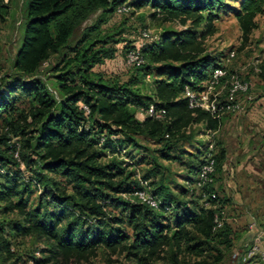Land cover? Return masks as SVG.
I'll list each match as a JSON object with an SVG mask.
<instances>
[{"label":"trees","instance_id":"16d2710c","mask_svg":"<svg viewBox=\"0 0 264 264\" xmlns=\"http://www.w3.org/2000/svg\"><path fill=\"white\" fill-rule=\"evenodd\" d=\"M227 1L25 0L21 43L12 63L19 85H4L8 77L0 64V167L5 169L0 174V201L5 204L4 213L15 211L21 217L12 228L14 236H31L44 243L43 255L35 264H88L99 250L121 257L125 264H154L165 254L170 264H181L180 257L185 255L194 256L185 264L219 260L215 256L210 261L206 252L220 253L218 244L227 246L231 240V228L223 220L224 199L212 188L226 160L225 149L214 153L213 179L202 186L197 185V176L206 153L195 163L189 153L187 160L192 163L177 195L163 181L160 165H150L138 177L111 150L142 136L160 146L161 159L170 160V152L188 138L192 126L211 132L220 128L230 112L216 116L190 107L184 93L186 89L202 91L213 70L224 67L222 56L211 53L204 42L216 32L214 21ZM123 4L128 12L149 7L151 19L177 23L179 29L163 31L154 41L144 42L139 48L144 62L130 65L136 79L119 82L93 68L117 52V33L102 32L100 25ZM6 6L0 0V11ZM99 9L95 23L84 28L73 43L75 29ZM232 12L245 43L257 27L255 17L264 16V0H238ZM54 58L57 62L51 70L58 99L39 81L28 79ZM259 74L264 78L263 63ZM141 76L152 78V89L145 95L136 85ZM17 89L28 97L27 107H19L12 99ZM150 105L163 109V117L145 114L138 119L136 108L143 113ZM118 135L123 139L114 142L112 138ZM20 165L30 172L27 177L18 170ZM32 189L41 201L26 210ZM140 189L150 193L157 207L135 195ZM195 191L199 208L185 210L182 217L169 221L166 215L188 205L178 204L175 197H194ZM109 205L120 208V213L112 212ZM19 261L9 235L0 227V264Z\"/></svg>","mask_w":264,"mask_h":264},{"label":"rangeland","instance_id":"374dc122","mask_svg":"<svg viewBox=\"0 0 264 264\" xmlns=\"http://www.w3.org/2000/svg\"><path fill=\"white\" fill-rule=\"evenodd\" d=\"M125 1V0H116ZM7 5L0 11V64L7 74L4 85L18 84L20 77L13 71L12 63L21 43L23 27L25 23V0H2ZM225 8L218 12V18L214 21L216 32L207 37L205 45L215 55L222 56V64L230 74L248 83V90L237 95L239 109L230 112L222 122L220 133L205 131L200 125L192 126L188 132V138L181 140L170 152L173 159L160 158L157 149L158 144L142 136H136L134 142L118 143L114 150L124 159L125 163L134 169L138 177L142 176L150 165H160V172L165 183L169 184L177 195L184 186V180L188 163V154L193 155V163L201 159L207 153L210 145L213 152H218L223 147L226 151L225 162L221 171L217 173L213 184L214 191L224 199L223 220L231 228V240L229 245L218 244L220 250L206 252L210 261L215 256L219 260L215 264H264V98L256 102L259 96L264 97V78L259 74L260 64H264V16L257 15L255 20L257 27L251 32L244 43L238 23L234 18L232 9L238 7V0H228ZM101 15V10L91 13L74 31L71 41L74 43L81 36L83 29L94 24ZM150 8L131 9L129 12H112L106 16L100 25L102 32L117 33L114 39L117 52L112 59H106L103 63L94 66V71L102 73L106 78L125 82L134 77L135 69L126 62V54L139 47L140 44L154 41L163 31L179 29L177 23H159L151 19ZM148 30L150 36L145 39L142 32ZM234 55L230 57V53ZM57 62L54 58L51 63H44L34 76L28 77L39 81L55 98L60 93L55 84L54 72L51 70ZM136 79V78H133ZM152 78L141 76L136 85L142 89L143 95L152 89ZM228 82L222 83L216 90L220 91L221 97L225 96ZM245 98V100L243 99ZM19 107H27L28 97L17 89L12 98ZM136 117L142 119L145 112L135 110ZM217 131V130H216ZM0 132L1 120H0ZM116 139H123L121 135ZM15 140V139H14ZM113 142V143H114ZM112 143V142H111ZM116 144V143H115ZM258 157V158H257ZM18 170L27 177L29 171L24 165ZM159 175V179L161 180ZM194 197L189 195L179 199L180 205L188 202L187 208H179L166 215L169 221L176 217H182L184 213L193 207L199 208L197 191ZM16 200V198H13ZM40 197L38 192L32 189L28 195V209L35 208ZM198 203V204H197ZM5 204L0 201V227L5 235H9L11 248L20 256L18 264H35L36 258H41L44 243L31 236L18 237L12 234V228L21 217L15 211L3 212ZM42 207L54 210L51 205L42 203ZM109 209L119 214L121 209L109 205ZM186 210V211H185ZM131 232L129 227H126ZM205 256V254H204ZM199 258V257H198ZM181 264L191 262L194 256H181ZM112 260L113 262H109ZM168 254L165 258L154 264H170ZM71 264H85L74 263ZM88 264H125L119 256H109L99 250L97 256Z\"/></svg>","mask_w":264,"mask_h":264},{"label":"built area","instance_id":"2783aa9c","mask_svg":"<svg viewBox=\"0 0 264 264\" xmlns=\"http://www.w3.org/2000/svg\"><path fill=\"white\" fill-rule=\"evenodd\" d=\"M129 7L126 4H123L117 8L118 13H125L128 12ZM142 36L144 38H148L150 33L148 30H144L142 32ZM143 44V43H142ZM142 44L139 45L136 49L130 50L126 54V62L128 65H135L138 66L144 62V59L140 53V47ZM234 55L233 52L230 53V57ZM228 82L229 85L227 86L226 93L224 97L219 95L220 91L216 90L222 83ZM248 90V83L246 81L238 79L237 76L234 74H230L226 68L224 67H217L213 70L210 77L208 78L205 88L200 92H194L189 89H186L185 96L188 98L190 107H198L204 109L211 114L216 116L227 113V112H234L239 109V104L237 101V95L239 93H245ZM86 113H88V108L83 106ZM163 109H155L153 105H150L148 109L145 111V114L149 116H153L155 118H161L164 115ZM213 145L207 150L205 159L203 164L200 167L197 176V185L202 186L206 183L212 181V175L215 172V159H214V152H213ZM14 156L18 157V147L14 152ZM5 169L0 167V174L4 173ZM147 183L144 181L143 185ZM135 195L142 201L148 203L152 207H157V201L150 195V193L145 189H140L135 192Z\"/></svg>","mask_w":264,"mask_h":264},{"label":"crops","instance_id":"0c3cea01","mask_svg":"<svg viewBox=\"0 0 264 264\" xmlns=\"http://www.w3.org/2000/svg\"><path fill=\"white\" fill-rule=\"evenodd\" d=\"M262 98H264L263 96H259V99L256 101V102H260V103H262L260 100L262 99ZM244 100H245V98H243ZM229 115V114H228ZM224 126H222V128H223ZM221 126H220V128L217 130V131H215L214 133H220L221 132ZM258 158V157H257Z\"/></svg>","mask_w":264,"mask_h":264}]
</instances>
